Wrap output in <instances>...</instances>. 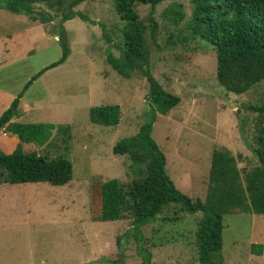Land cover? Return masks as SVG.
Wrapping results in <instances>:
<instances>
[{
    "label": "rangeland",
    "instance_id": "rangeland-1",
    "mask_svg": "<svg viewBox=\"0 0 264 264\" xmlns=\"http://www.w3.org/2000/svg\"><path fill=\"white\" fill-rule=\"evenodd\" d=\"M77 1L38 6L52 19L46 23L0 9V87L16 98L33 77L62 58L63 43H68L67 61L25 91L26 114L14 121L54 125L57 130L45 146L24 143L21 148L51 159L63 156L74 168L73 180L62 187L0 186V264H111L106 260L115 262L123 255V264L144 262L132 221H101V193L112 179L122 184L135 179L129 157L115 155L113 148L136 136L147 121L149 82L141 72L126 79L106 61L109 54L119 57L123 45L125 23L115 0ZM174 5H181L185 15L179 24L168 11ZM136 11L146 28L152 74L166 92L181 98L167 115L157 113L153 137L177 188L193 200L205 201L217 147L233 152L242 170L257 165L249 145L255 142L259 114L251 107L264 104V84L243 95L219 85L213 47L190 31L189 0H166L155 9L138 5ZM152 21L157 24L154 35ZM110 105L121 107L119 125L92 124L91 108ZM15 138L0 130V152L12 154L20 144H14ZM200 218L171 206L143 227L151 264H201L196 246ZM224 226L217 264H264V215H226ZM256 245L263 246L262 255Z\"/></svg>",
    "mask_w": 264,
    "mask_h": 264
},
{
    "label": "trees",
    "instance_id": "trees-1",
    "mask_svg": "<svg viewBox=\"0 0 264 264\" xmlns=\"http://www.w3.org/2000/svg\"><path fill=\"white\" fill-rule=\"evenodd\" d=\"M83 0H78L80 3ZM166 0H115V9L122 22L123 45L120 56L109 54L107 63L122 77L131 79L141 72L148 80L151 110L147 121L136 136L119 141L113 153L128 156L135 176L122 184L112 179L102 186L101 221H132L138 253L143 264H151L152 252L142 237L143 227L154 222L166 209L179 206L189 215L201 214L196 233L198 259L201 264H217L223 250L224 217L226 215H264V104L251 107L258 115L254 145H249L257 159L251 169L239 168L233 152L217 147L212 154L208 192L205 201L193 200L181 192L167 173V158L153 137L157 113L167 115L178 106L181 98L166 92L150 70V49L145 41V26L136 11L138 5L153 9ZM193 6L189 28L195 38L213 47L217 55V80L227 92L243 95L258 84H264V0H189ZM61 0H0V9L17 15H26L44 23L52 21L38 6L54 8ZM179 24L185 18L181 5L168 10ZM75 15L65 17L73 19ZM86 21V19H84ZM153 35L157 24L153 22ZM63 29V24H60ZM65 30L63 35H65ZM64 40L62 41V43ZM62 58L38 73L25 86L24 92L13 101L0 117V130L17 135L20 144L12 154L0 152V185L9 183H48L62 187L74 178L72 163L65 157L49 158L38 153H25L23 143L45 146L49 135L57 130L54 125L25 124L14 121L20 117L21 99L25 91L47 71L64 64L70 56L68 43H63ZM92 124L115 127L121 121L118 105L94 107L90 110ZM124 237L128 238L129 234ZM127 240V239H126ZM120 250L124 243L119 240ZM262 255L263 246L256 245ZM123 264L124 255L118 261Z\"/></svg>",
    "mask_w": 264,
    "mask_h": 264
},
{
    "label": "crops",
    "instance_id": "crops-1",
    "mask_svg": "<svg viewBox=\"0 0 264 264\" xmlns=\"http://www.w3.org/2000/svg\"><path fill=\"white\" fill-rule=\"evenodd\" d=\"M16 99L15 95L12 94L9 91L4 90L3 88L0 87V117L2 116V114L8 110V108L11 106V104L13 103V101ZM23 99V98H22ZM21 99V109H20V118L22 119L26 112L23 111V101ZM17 136V135H16ZM18 137V136H17ZM18 142H20L19 137L15 138L14 144H18ZM24 144V143H23ZM28 154V153H27ZM1 186V185H0Z\"/></svg>",
    "mask_w": 264,
    "mask_h": 264
}]
</instances>
